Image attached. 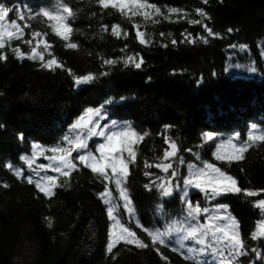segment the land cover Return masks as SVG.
I'll list each match as a JSON object with an SVG mask.
<instances>
[{"label": "trees", "instance_id": "trees-1", "mask_svg": "<svg viewBox=\"0 0 264 264\" xmlns=\"http://www.w3.org/2000/svg\"><path fill=\"white\" fill-rule=\"evenodd\" d=\"M146 2L159 7L162 14L145 20L140 15L131 17L130 12L125 16L111 6L103 9L98 0H68L76 17L69 21L73 33L64 41L49 27L54 22L35 15L56 8L59 0H0V5L21 9L25 17L32 14L31 19L18 21L21 26L31 25L25 28L23 39H13L11 47L6 43L0 49L7 55V60L0 61V264H194L185 259V249L172 250L176 248L172 238L168 246H156L158 253L143 230H162L165 224L190 220L182 200L183 179L190 174L188 164L207 161L235 177L241 189H264V142L256 141L243 160L218 161L213 155L221 143L226 147L222 154L230 153L227 141L237 134V144L246 141L250 133L264 135V0ZM169 8L182 11L170 14ZM197 9L206 16H200ZM143 11L154 13L153 9ZM6 19L17 17L9 13ZM194 19L201 23H189ZM116 24L120 25L119 37L111 32ZM136 24L145 32L147 43L139 42ZM204 25L218 35L208 36ZM32 31L48 33L44 39L52 46L51 56L46 52L44 59L54 56L62 67L46 69L39 59L16 58L12 48L19 46L27 55L41 39H33ZM24 40H32V45ZM69 42L78 47L67 48ZM38 51H43V44ZM129 56L135 62L143 59L139 69L131 61L125 63ZM106 59L114 63L105 64ZM88 74L94 79L75 83L76 77ZM88 108L100 109V115L92 118L101 126L110 127L112 121L124 119L138 132L149 134L134 145L136 163L129 165L130 174L122 184L132 200L131 213L124 208L115 183L103 180L79 161L74 160L77 170L69 177L38 167L52 163L43 157L53 155L47 149L61 145L65 135L74 137L86 131L71 126ZM207 133L213 134L212 141H206ZM166 136L178 143V151L175 157L163 160L164 150H171ZM97 140L98 136L87 140L94 154ZM32 144L45 151L37 150L29 169L20 156L31 157ZM145 161L172 163L177 175H171L173 169L165 173L155 166L146 168ZM7 163L21 169L23 176L17 177ZM107 171L110 175V169ZM146 171L151 175L145 176ZM44 175L59 176L62 185L54 189L51 198L24 179L32 176L35 181ZM161 183L171 184V196L162 195ZM106 188L109 194L102 197ZM188 193L193 204L209 209L194 224H204L209 216L234 217L248 249L240 264H264V238L251 239L264 218V212L255 206L264 199V192L253 197L230 193L215 200L196 188ZM217 204L227 205V212H218ZM110 206L118 218L124 216L122 209L126 211L128 216L121 223L149 244L148 248L120 241L111 253L107 251ZM209 257L200 259L219 264Z\"/></svg>", "mask_w": 264, "mask_h": 264}, {"label": "snow or ice", "instance_id": "snow-or-ice-1", "mask_svg": "<svg viewBox=\"0 0 264 264\" xmlns=\"http://www.w3.org/2000/svg\"><path fill=\"white\" fill-rule=\"evenodd\" d=\"M204 3H207V0H204ZM98 4L103 9H108L110 6L114 9L119 10L123 15L127 16L130 12L131 17L137 15L142 16L145 20L151 19L152 15H161V9L155 4H149L144 0H98ZM129 5H132V8H129ZM153 9L154 13L148 11H143V9ZM125 9H128L126 12ZM181 9L178 8H169L168 12L179 13ZM197 13L200 16H206V13L197 9ZM9 13H15L17 19H12L8 21L6 18L9 16ZM43 15L49 21L54 23L50 24L52 32L60 37L64 41L70 39L71 34L73 33V28L69 23L70 20H74L76 17L75 10L70 6L68 0H59L58 6L54 9H43L40 13H36V16ZM32 14L28 17H25L24 12L19 8H10L7 6L0 5V49H4L6 43L11 47V41L22 40L24 36L25 28H30L31 25L25 23L23 26L18 21H24L26 19H31ZM167 18V17H165ZM159 22V21H153ZM191 24H199L200 20H190ZM107 30L108 26H103ZM134 27L137 29V37L141 44L147 43L145 39V32L140 31V25L136 24ZM205 30L208 36H216L217 33H214L211 28L207 25H204ZM229 32H232L233 29H228ZM113 35L119 37L120 25H113L111 28ZM48 35L47 32L32 31L31 36L33 39L40 37L41 39L36 41V46L31 47L30 54L23 53L19 46L12 48V52L15 54L17 59H24L25 57L29 60L39 59L42 62V67L46 69H52L56 67H62V64L57 61V59L52 56V58L45 61V53L51 56L49 49L52 47L44 39ZM127 36V32L124 33ZM161 35H164L161 33ZM184 35V34H182ZM191 34H188L190 36ZM187 39V37H186ZM205 43L207 39L200 37ZM189 43L195 41L188 39ZM23 43L27 45H32V40H24ZM173 44L176 43L175 40L172 41ZM43 44V51H38L40 45ZM69 49H76L78 45L76 43H66L65 45ZM241 48L246 47L245 45H240ZM7 60V55L3 52H0V61ZM129 61L134 63L135 68L139 69L143 63V59H140V62H135L134 58L129 56L127 57L125 63ZM105 64H112V60H104ZM239 67V65H237ZM255 71V69H251ZM94 77L92 74L83 75L75 78V83L77 85L82 83H88L93 80ZM100 109L88 108L85 111V114L80 116L76 122L71 126L72 130H86L77 132L74 137H69L65 135L61 145L47 149L53 155L46 157V159L52 161L51 164L45 165L40 164L38 167L41 170L51 169L53 172L58 173L59 176L69 177L72 171L77 170V164L74 163V160L79 161L84 167L89 168L94 174H98L100 178L105 181L112 180L116 184L117 188L120 189V197L124 201V208L131 213L132 200L128 194L127 187H123L122 184L126 182V178L129 173V165L136 163L137 153L134 148V145L143 140L144 137L148 136L147 132L140 133L130 124L125 123L123 127L119 126V122L112 121L111 127L101 126L99 123L93 120V116H99ZM107 128V130H97ZM165 128H170L166 125ZM93 136H100L103 138L104 142L98 144L95 148V152L99 153V158L94 154V152L89 148L87 143L88 138ZM23 137L21 136V139ZM206 141H212L214 136L212 133L205 134ZM239 139V134L227 141V144L231 147L232 151L227 154H222V149L224 144H218L216 146V151L213 153L216 160H243L244 153H246L256 141L264 142V135L254 136L251 133L248 135L247 140L239 144L234 143L235 140ZM67 146H64V144ZM165 143L169 144V149H165L163 152V160H168L171 157H175L178 151V143L175 140H170L167 136L165 137ZM32 153L31 157L27 155L20 156V160L27 164L28 168H32V163L34 162L37 150L41 153L45 151L40 145L32 144ZM188 151H191L189 149ZM73 152L76 153V156L73 157ZM125 153L127 154L125 156ZM197 155V160H199ZM183 163V160L180 161ZM8 169L14 170V174L17 177L23 176V171L15 167L11 163L5 165ZM157 167L162 169L163 172L168 173L170 169H173L172 163H158L155 165L149 164L145 161V167ZM190 174L188 177L183 179V195L182 200L187 208V217L191 221H195L199 215L207 214L209 209L204 207L202 208L199 203L193 204L192 201L188 198L189 188L199 189L204 193L205 197L208 199L215 200L217 197L235 193L239 194L243 192L248 197L258 196L262 190H251V189H241L238 186V181L232 175H229L226 171L217 167L213 163L207 161H202L201 164L197 165L194 163L188 164ZM108 169H111V175H109ZM34 171V170H33ZM39 176V173H36ZM145 176H150L151 173L145 172ZM171 175L175 177L177 172L175 169L171 172ZM59 176L53 175H44L40 176L39 179L35 180L32 176L24 177L28 184L35 183V187L39 192L43 193L46 197L51 198L55 195L54 189L61 187L62 185L58 183ZM3 187H9V185L4 184ZM145 187H148L146 185ZM158 187L162 191V195L165 197L171 196L173 194V188L170 183L167 185L161 183ZM177 188L180 185H176ZM107 188L104 193H101V196L104 197L108 195ZM110 202V201H109ZM262 212H264V199H260L255 204ZM216 210L218 212L223 211L227 212L228 206L225 204H217ZM108 215L110 218L116 221V224L119 225V234L115 231L110 236L109 243L107 244V251L112 252L113 248L117 243L123 241L125 244L132 245L134 244L137 248L145 249L149 247V244L145 243L143 240L139 239L134 231L130 227H125L123 223L119 220H116V217L113 216V209H108ZM209 222L206 224H189L188 228L185 231V234L181 237L182 240H191L194 242V245L199 247H187L184 257L186 260L194 261V264H207L206 261L200 259V257L211 256L214 260H217L219 264H240V258L248 254V249L246 248L245 242L239 231V223L235 220L234 217L227 215H215L209 216ZM224 221V223H221ZM49 223V227H51ZM147 236L151 240L152 246L159 253V246H168V240L171 239L172 229L160 230L157 229H143ZM258 238H264V218L259 222V227L257 231H254L251 234L252 240H257ZM184 244H180V248L183 249ZM173 251H177V248H173ZM252 252H257L255 248L251 249ZM259 256L260 253L257 252ZM167 260V257H162Z\"/></svg>", "mask_w": 264, "mask_h": 264}, {"label": "rangeland", "instance_id": "rangeland-1", "mask_svg": "<svg viewBox=\"0 0 264 264\" xmlns=\"http://www.w3.org/2000/svg\"><path fill=\"white\" fill-rule=\"evenodd\" d=\"M117 122H119V126L120 127H123L124 124L127 123L124 119L123 120H117ZM110 127H111V125H110ZM102 130H105L106 131L107 129H104L103 128ZM102 142H104L103 138L100 137V136H98V140L96 141L97 145L100 144V143H102ZM224 148H226V147H224ZM95 155L98 156L99 153L97 152V153H95ZM110 171H111V169H110ZM113 183H114V181H113ZM115 188H117L116 184H115ZM116 193L119 195V198L122 199L120 197V189L119 188H117ZM109 208H112L113 209L112 206H110ZM122 211H123V215L124 216L121 215V218H118V216L115 214L114 209H113V216L116 217V220H119L120 222H121V219L122 218H124V217L127 218V216H128L127 213H126V211L124 209H122ZM110 219H111V222H110L111 224H110V227H109V235L111 236V234L113 233V231H115L117 234H119V231H120L119 225L116 224V221L115 220H113L112 218H110ZM208 222H209V219H206L204 224H206ZM190 223L191 224H194V222L191 221V220L182 221V223L181 222L180 223H176V221H174L172 223L165 224L163 226L162 231L163 230H166V229H169V228L172 229L171 238L173 239L174 244H175L176 248H178V249H180V244H184L185 247L183 249H185V250H186L187 247H192V246L199 247L198 245H194V242L191 241V240L185 241V240H182L181 239V237L185 234V231L184 230H186L188 228V226H189ZM257 227H259V224L257 225ZM109 240H110V238H109ZM210 258H211V256L209 257V259Z\"/></svg>", "mask_w": 264, "mask_h": 264}, {"label": "water", "instance_id": "water-1", "mask_svg": "<svg viewBox=\"0 0 264 264\" xmlns=\"http://www.w3.org/2000/svg\"><path fill=\"white\" fill-rule=\"evenodd\" d=\"M43 158H46L45 156Z\"/></svg>", "mask_w": 264, "mask_h": 264}]
</instances>
